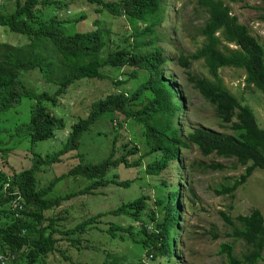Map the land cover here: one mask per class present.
I'll use <instances>...</instances> for the list:
<instances>
[{
    "label": "trees",
    "instance_id": "16d2710c",
    "mask_svg": "<svg viewBox=\"0 0 264 264\" xmlns=\"http://www.w3.org/2000/svg\"><path fill=\"white\" fill-rule=\"evenodd\" d=\"M87 1L96 5L99 15L94 20L96 28L72 33L66 25L85 20L84 14L75 20H65L58 15L46 18L47 9H67L70 1L18 0L15 9L8 13H3L0 5V27L26 39L17 44L0 41V114L18 107L23 97L32 100L29 122L16 131L28 135L31 142L55 138L56 131L66 129L65 118L55 114L52 108L79 82L105 80L108 77L103 70L110 67L122 70L127 77L125 81L114 80L121 88L126 82L139 79L140 73L144 72L142 82L133 90L119 89L94 99L89 110H84L85 117L77 118L58 152L46 158L35 155L30 169L12 174L0 171V257L7 258V264H46L49 255L57 251L59 240L56 235L66 236L68 245L82 252L90 247L82 246L83 236L91 230H99L109 240L125 242L130 239L155 260L172 264L173 233H177L181 209L177 201L179 191L167 190V182L157 188L153 197L150 193L143 194L115 209L91 216L73 228L60 229L61 218L48 217L46 213L61 207L72 197L92 194L109 185L130 188L134 180H119L113 170L141 168L146 158L145 173L159 177L179 160L182 149L192 145L204 156L215 153L223 158H235L245 168L233 183H221L216 189L218 194L233 198L248 179H255L257 169L264 170V128L258 124L254 109L224 85L220 71L224 68L244 70L246 87H256L264 98V44L251 34L248 26L239 22L223 0H196L197 6L207 15L200 30L204 41L193 54H181L179 63L189 69L193 62H204L208 76L188 73L187 81L214 107L216 118L233 134L196 128L184 138L177 120L185 102L174 82L166 77V59L156 44L159 39L156 27L162 21L163 0ZM261 2L264 13V0ZM104 12L114 17H126L132 27L130 35L114 37L104 26ZM140 22L147 25L139 28ZM30 71H38L45 83L57 86L56 91L50 94L28 88L22 77ZM118 115L141 126L146 147L144 153L132 139L118 143L119 126H114L116 135L109 155L96 163L86 161L83 154L87 152L79 150L84 134L99 122L98 126H103L106 120L118 122ZM259 120L264 127L263 120ZM95 135L100 137L101 133L92 134L91 139ZM58 163L63 169L58 172L53 169L55 175L51 180H47L44 170L41 171L45 183L38 180L36 174L41 167L52 168ZM206 168L237 170L236 165L226 168L222 164H209ZM65 179L66 191L68 181L74 183L83 179L88 185L78 192L63 194L60 191V195H54L57 184ZM20 205L22 210H19ZM106 216L125 217L130 223L127 226L109 223L102 230L100 219ZM222 217L232 227L230 236L246 246L242 256H236L233 243H222L219 253L226 257L227 264L261 262L264 259L262 212L255 208L236 218L226 214ZM135 223L139 225L135 226ZM212 238H218L214 229ZM91 250L104 258L101 264H126L124 257L110 250L94 246Z\"/></svg>",
    "mask_w": 264,
    "mask_h": 264
},
{
    "label": "rangeland",
    "instance_id": "374dc122",
    "mask_svg": "<svg viewBox=\"0 0 264 264\" xmlns=\"http://www.w3.org/2000/svg\"><path fill=\"white\" fill-rule=\"evenodd\" d=\"M17 1L0 0L2 12L13 11ZM69 1L71 4L67 9H47L46 18L58 15L65 20H75L84 14L85 20L66 25L68 32H85L95 29L94 20L96 16H99L96 12V5L87 0H67V2ZM104 1L115 2L118 0ZM223 2L230 6L231 13L238 17L239 22L248 26L251 34L264 44V13L261 9V0H223ZM162 9V21L156 27L159 35L156 44L164 49L165 56L173 59L167 64L166 77L174 81L178 94L185 102L186 107L177 120L183 137L186 138L187 134L196 128L214 130L223 134L233 133L228 127L221 124L214 114V107L187 81L188 73L208 76L204 62H193L192 66L186 69L177 61L181 54L191 55L201 47L204 38L201 36L200 30L207 19L206 13L197 6L196 0H163ZM104 13L106 14L103 20L104 26L114 34V37L123 38L130 35L132 27L126 17H114L107 12ZM146 25V23L140 22L138 27L143 28ZM22 36L12 35L0 27L1 42L11 44L25 42L26 39H23ZM229 47L236 48L235 45H229ZM103 72L108 78L102 81L94 79V81L79 82L60 99L61 104L59 101V104L52 108L55 114L66 120V129L56 131L55 138L34 143L28 139V135L16 132L31 118L33 101L27 97H23L18 107L1 113L0 149L4 150H0V171L12 174L16 171L30 169L33 166L35 155L39 154L46 158L47 155L58 152L67 140L77 118L85 117L84 110H89L94 99L114 91L117 92L119 89L129 92L139 85L142 82L141 77H144V72L140 73L139 79L134 80L133 83L132 81L126 82L120 88L114 84V80L117 79L118 82L126 80L127 77L122 73V70L117 71L107 67ZM220 74L224 85L230 92L254 109L258 124L264 128L259 120L261 118L264 122V98L256 87H252V89L246 87L245 71L237 68H224ZM22 78L28 88L35 89L37 92L46 91L53 94L57 89L54 84L45 83L38 71H30ZM70 110L72 111L70 112ZM118 120L113 123L106 120L103 126H98L99 122L90 132L84 134L79 150L87 152V154H83L86 161L96 163L109 155L113 138L116 135L114 126H119L118 143L132 139L140 146L141 153H144L146 147H144L141 126L121 115H118ZM94 133H101V135H99L100 137L95 135L96 137L91 139ZM147 163L148 159L146 158L141 168L125 169L120 167L118 170H113V173L118 174L119 180H134L130 188L109 185L92 194L72 197L61 207L47 212L46 215L60 217L59 225L62 230L73 228L91 216L115 209L124 202L134 200L143 194L150 193L153 197L157 188L163 182H167V190L174 188L179 191L178 200L181 209L177 233H173L172 264H227L226 257L219 253L222 243H233L235 255L242 256L246 246L244 242L234 240L230 236L232 227L225 223L222 214L236 218L241 214H249L256 208L264 216V170L257 169L254 172L255 179L253 181L248 179L247 183L241 186L232 198L228 195L218 194L216 189L221 183H233L244 173L245 168L241 167L235 159L223 158L216 154L204 156L196 146L192 145L187 149H182L179 160L159 177H152L145 173ZM209 164H222L226 168L236 165L237 170L207 169L206 166ZM43 168L41 167L36 174L42 183H45V180L41 170L47 172L49 181L55 175L53 169H56V172L63 169L59 163L53 165L52 168ZM66 181L67 179L57 184L53 192L54 195H60L61 192L63 194L78 192L88 185L83 179L74 183L68 181L66 191L64 189ZM150 208H153L152 203ZM100 220L102 224L99 226L102 230H105L109 223H120L123 226L130 223V220L125 217L106 216ZM138 225L139 223H135V226ZM213 229L218 234L217 239L212 238ZM56 238L59 240L57 251L49 255L46 264H101L104 258L91 250L93 246L101 248V250H110L118 256L124 257L126 264H164L162 259L155 260L151 255H147L140 244H135L130 239L125 242L109 240L99 230H91L83 236L82 246L90 247L82 252L71 248L64 239L66 236L56 235ZM258 264H264V259Z\"/></svg>",
    "mask_w": 264,
    "mask_h": 264
},
{
    "label": "clouds",
    "instance_id": "9594fccd",
    "mask_svg": "<svg viewBox=\"0 0 264 264\" xmlns=\"http://www.w3.org/2000/svg\"><path fill=\"white\" fill-rule=\"evenodd\" d=\"M160 47V46H159ZM161 49H162V53H161V55H162V57L163 58H165L166 59V63L164 64V69H165V73L166 72H168V70H167V64H168V62H170V61H172L173 59L172 58H169L168 56H165L164 55V49L161 47ZM177 61H178V63H179V58L177 59ZM180 64V63H179ZM173 81V80H172ZM245 81H246V79H245ZM174 82V81H173ZM175 84V83H174ZM186 107V106H185ZM185 107H184V109H185ZM220 121V120H219ZM221 122V121H220ZM221 124L224 126V124L221 122ZM224 127H226V126H224ZM229 128V127H228ZM230 129V128H229ZM211 131H214V130H211ZM215 132H217V131H215ZM219 133V132H218ZM221 134H223V133H221ZM230 134H233V133H230ZM225 135H228V134H225ZM200 151V150H199ZM181 152V151H180ZM213 154H215V153H213ZM235 159V158H234ZM236 160V159H235ZM175 163V162H174ZM18 194V193H17ZM178 202H179V200H177ZM19 210H22V206L20 205L19 206Z\"/></svg>",
    "mask_w": 264,
    "mask_h": 264
},
{
    "label": "built area",
    "instance_id": "2783aa9c",
    "mask_svg": "<svg viewBox=\"0 0 264 264\" xmlns=\"http://www.w3.org/2000/svg\"><path fill=\"white\" fill-rule=\"evenodd\" d=\"M8 259L5 257H0V264H7Z\"/></svg>",
    "mask_w": 264,
    "mask_h": 264
}]
</instances>
